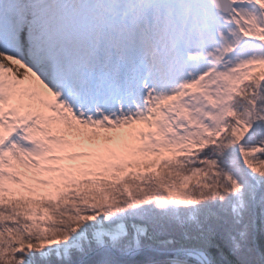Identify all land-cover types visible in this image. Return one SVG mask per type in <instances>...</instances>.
Instances as JSON below:
<instances>
[{"label":"snow or ice","instance_id":"obj_1","mask_svg":"<svg viewBox=\"0 0 264 264\" xmlns=\"http://www.w3.org/2000/svg\"><path fill=\"white\" fill-rule=\"evenodd\" d=\"M0 264H264V0H0Z\"/></svg>","mask_w":264,"mask_h":264}]
</instances>
